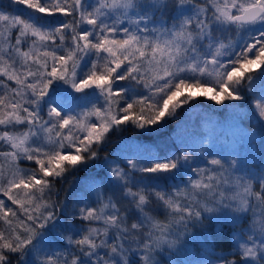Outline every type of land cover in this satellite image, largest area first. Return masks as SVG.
I'll return each instance as SVG.
<instances>
[{
    "label": "snow or ice",
    "instance_id": "obj_1",
    "mask_svg": "<svg viewBox=\"0 0 264 264\" xmlns=\"http://www.w3.org/2000/svg\"><path fill=\"white\" fill-rule=\"evenodd\" d=\"M11 4L28 15L0 9V264H162L191 228L221 218L229 249L210 242L196 264H264V167L211 133L163 157L105 154L94 199L70 213L54 190L100 159L113 130L151 132L199 97L232 109L250 97L264 127V0Z\"/></svg>",
    "mask_w": 264,
    "mask_h": 264
},
{
    "label": "trees",
    "instance_id": "obj_2",
    "mask_svg": "<svg viewBox=\"0 0 264 264\" xmlns=\"http://www.w3.org/2000/svg\"><path fill=\"white\" fill-rule=\"evenodd\" d=\"M9 5L10 0H0V9L28 15L23 6L11 4L9 7ZM62 19L70 20L71 17L58 16L55 18L57 23ZM254 71H264V67ZM197 94L198 90L193 92L194 96ZM235 103L243 104V107L222 108L220 105H215L214 101L199 97L191 106L185 105L178 110L175 119L170 120L162 127L154 128L151 132L138 129L130 124L121 126L120 130H113L109 133L107 142L102 146L100 159L89 161L82 165L80 170L67 175L63 181L56 183L54 190H58V199L68 202L69 213L74 202L94 199V194L89 190V186L93 179L99 181L103 175L108 173L109 168L103 161L105 154L109 155L111 159L121 162L123 154L131 156L139 153L146 157H163L175 152L180 147L181 141L191 142L195 139L205 138L209 133L214 136L218 144L234 149L238 153V158L244 162L247 168L259 171L264 167V127L250 118V97L246 102ZM34 166V162H20L21 168ZM169 183L171 184L173 181H169ZM0 198L7 199L2 197V194H0ZM53 199H57V197L54 196ZM122 203L124 206H128L126 202L122 201ZM159 218L163 219V216L161 215ZM72 220L73 217L68 215L66 220H62V223L67 226ZM221 224L223 225L222 230ZM57 231L61 236L70 234L63 227L58 228ZM232 232V224L224 222L222 218L211 222L206 221L203 226L197 225L191 228L189 235L182 240L178 249L172 251L170 257L169 253L165 252L162 257L158 258L161 259L162 264H196L201 259L210 258V242L216 245V252L228 250ZM13 264H16L15 260Z\"/></svg>",
    "mask_w": 264,
    "mask_h": 264
},
{
    "label": "rangeland",
    "instance_id": "obj_3",
    "mask_svg": "<svg viewBox=\"0 0 264 264\" xmlns=\"http://www.w3.org/2000/svg\"><path fill=\"white\" fill-rule=\"evenodd\" d=\"M256 70V69H255ZM230 125H232V124H230ZM68 203V202H67Z\"/></svg>",
    "mask_w": 264,
    "mask_h": 264
}]
</instances>
